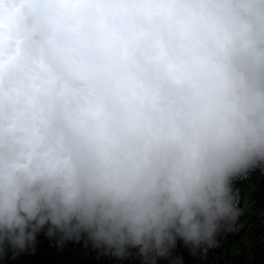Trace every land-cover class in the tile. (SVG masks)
<instances>
[{"label": "clouds", "instance_id": "9594fccd", "mask_svg": "<svg viewBox=\"0 0 264 264\" xmlns=\"http://www.w3.org/2000/svg\"><path fill=\"white\" fill-rule=\"evenodd\" d=\"M257 169L264 0H0V258L206 257Z\"/></svg>", "mask_w": 264, "mask_h": 264}, {"label": "trees", "instance_id": "16d2710c", "mask_svg": "<svg viewBox=\"0 0 264 264\" xmlns=\"http://www.w3.org/2000/svg\"><path fill=\"white\" fill-rule=\"evenodd\" d=\"M240 191L239 207L242 215L236 222L238 229L217 237L220 247L207 256L191 255L189 249L178 241L176 255H182L184 264H264V173L257 169L246 178L235 181ZM43 233L38 236L35 255L23 254L16 259L11 252L0 258V264H140L137 260L118 261L110 256H99L91 246L69 243L63 249L53 247ZM159 264H168L159 261Z\"/></svg>", "mask_w": 264, "mask_h": 264}]
</instances>
